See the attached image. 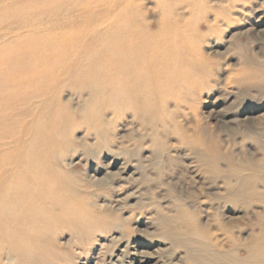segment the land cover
Wrapping results in <instances>:
<instances>
[{"label":"rangeland","instance_id":"374dc122","mask_svg":"<svg viewBox=\"0 0 264 264\" xmlns=\"http://www.w3.org/2000/svg\"><path fill=\"white\" fill-rule=\"evenodd\" d=\"M138 11L152 33L164 17L182 32V68L156 74L142 104L138 88L117 99L75 68L57 73L30 117L4 133L11 166L0 181V264H190L182 240L193 238L238 263L264 264V83L239 79L264 63V0H0V94L14 90L13 75L36 83L41 73L24 78L45 56L64 60L60 37L80 30L85 42L110 27L102 18L123 13L138 29ZM223 13L227 24L215 20ZM56 33L41 54L49 40L33 41ZM130 72L126 87L138 83ZM41 109L48 122L38 133ZM36 150L50 188L14 202L35 185L22 177Z\"/></svg>","mask_w":264,"mask_h":264},{"label":"bare ground","instance_id":"6f19581e","mask_svg":"<svg viewBox=\"0 0 264 264\" xmlns=\"http://www.w3.org/2000/svg\"><path fill=\"white\" fill-rule=\"evenodd\" d=\"M97 4L103 3L97 2ZM51 12H54V10ZM142 16V12L138 11V29L133 24L135 20V16L133 15L123 13V15L120 16L116 15L115 18L106 16V18L102 19L105 24L108 22L110 27L103 29L99 35L92 36L85 41L86 43L81 41L83 40V36L88 37V35H86L88 32L80 30L74 34L67 33L69 36L66 35L65 38L60 37L61 41L58 43L57 47L59 46L64 49V60L63 58L61 60H57V58L50 60L46 59L47 56H45L43 65L40 68L37 67L38 69L34 70L33 73L31 71L27 72L28 74L25 75L24 79L27 81L30 79L31 74L41 73L37 75L38 79L36 83L30 80L29 84L24 86V82L18 83L16 81V75H13L11 79L14 83L12 87L14 90H10L7 94H0V99H2L0 101V111L12 108L10 112L0 113V150L2 147L9 144L4 138V133L12 132L14 129L16 131L19 122L30 117L36 107V102L45 98L47 94L46 91L51 89L58 79L61 78L59 77L61 73L62 76L71 74L72 70L75 68L74 73L77 72V78L82 77L84 79L83 82L96 87L106 84L117 99L129 98L131 95L135 94L133 88H138V104H142L141 97L142 95L147 96V94L152 91L149 86L154 84L156 74L161 76L166 71L169 73L170 67L174 64H176L180 70V68H182L180 66L181 61L185 58L182 44H180V34L182 32H178L179 30L173 28L166 17H164L163 23H161V29L152 33L148 30L149 28L146 24L142 23ZM215 20L224 21L227 24L232 20V17L230 18L229 13H223L217 15ZM41 35L42 39L33 42L43 43L49 40V42H46L48 44H45L49 46L43 44L44 47L40 45L36 48L41 54L46 55L51 48V44L60 39L58 36H55L57 33L54 35ZM70 36L74 42L69 39ZM25 39V36L19 38V40ZM26 41L28 42L29 40L26 39ZM30 41L33 43L32 40ZM65 42L67 44H65ZM67 58L69 62L72 61L71 65L67 64ZM129 66H131V68ZM202 67L204 68V77L207 75V71L210 75V69L204 65ZM130 71L134 73V78H136L135 80H131V83H138L126 87V84L129 82L125 80L126 77L124 76L129 75L131 73ZM176 72H174V70L171 72L173 73L174 79L177 78ZM239 79L242 82L255 81L264 83V63L255 64L251 72H246ZM1 84H4V82ZM18 110L20 112H18ZM46 119V113L41 109V111H39V121H37L36 125L38 133L44 130L45 124L47 125L48 121L45 123ZM49 127L52 128L51 124ZM54 128L55 124L53 125V129ZM10 141L11 140H9V142ZM10 152L13 156L19 155L16 150ZM7 155L8 151H0V181L11 166L9 164L6 166ZM42 163L43 157L40 156L37 150L36 152L34 151V154L30 155V160L26 165V169H24L25 172H23L24 175L22 178H27L31 184L33 183L35 185L29 187L25 191L19 192V194L17 193L14 202L26 201L30 204L31 200L35 197H39L40 199L42 196L44 198L46 197L45 188L49 189L50 184L49 181L45 180L42 174ZM10 204L14 205L12 202ZM26 212L33 215V210L30 205L27 206ZM6 213L8 214L9 212ZM3 216L4 215H2V217ZM184 219L185 218L177 219L178 221L175 225L176 230H173L177 232L175 235L173 233L176 239L181 237L178 233L182 231L180 223ZM196 233L198 232L194 228H190V234L195 235ZM183 242L189 246L185 247L188 250L190 249V264H254V261L252 262L250 260H246L244 263H238L236 259H234L233 252L222 256L214 250L207 249L200 242L194 240V238L192 240L188 239L187 241L182 240V243ZM139 262L142 264L145 261L140 260Z\"/></svg>","mask_w":264,"mask_h":264}]
</instances>
